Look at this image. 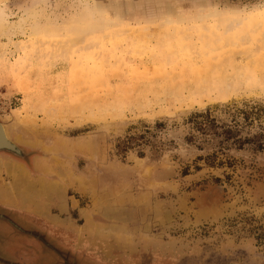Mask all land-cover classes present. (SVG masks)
I'll use <instances>...</instances> for the list:
<instances>
[{
  "label": "rangeland",
  "instance_id": "rangeland-1",
  "mask_svg": "<svg viewBox=\"0 0 264 264\" xmlns=\"http://www.w3.org/2000/svg\"><path fill=\"white\" fill-rule=\"evenodd\" d=\"M0 15V120L70 194L34 205L132 250L126 264H263L264 0H0ZM219 187L222 213L193 219L189 197ZM0 214V264H95L76 233Z\"/></svg>",
  "mask_w": 264,
  "mask_h": 264
},
{
  "label": "flooded vegetation",
  "instance_id": "flooded-vegetation-1",
  "mask_svg": "<svg viewBox=\"0 0 264 264\" xmlns=\"http://www.w3.org/2000/svg\"><path fill=\"white\" fill-rule=\"evenodd\" d=\"M0 124L3 126V128L6 131L7 141L13 147L12 149L0 150V165L3 166L4 164H8L11 167V177H9L5 173V171L1 172L0 174V177H1L0 178V198H1L0 210L7 211L13 214H17L18 216L25 217L27 219H30L31 221L36 222L37 224L40 223L39 224L40 227H45L47 229H53L55 231H58L59 233L66 232L71 235L73 233H76L74 235H76V241L78 243H80L82 239L90 242L88 243V246H87L88 250L86 251H82L80 247H78L77 249L74 248L72 250L73 254L80 255L79 257L83 261L94 262L95 264H118V262L126 264L125 262L133 258L132 256L133 251L130 250L129 248H128L129 250L123 255V253H120V252L116 253V252H112L113 250L110 251L111 247L108 244L103 243L102 244L103 246L101 247L103 248L102 249L103 251H102L99 246L100 244L91 243V241L96 242L94 238L90 237L89 235L87 236V234L83 235L79 233L78 231L73 232L74 230L72 228H69L66 225L56 221L55 217L58 216L57 212H53V213L51 212V214L47 216H39V215L34 214V213H39V212H37L38 210L33 211L32 208L37 205H34L31 202V199H34L37 201L38 199L43 197L42 196L43 194H50L51 192L55 191L54 195L55 194L60 195L59 197L57 196L58 198H60L58 199L60 202V200L61 199L63 200L64 197H67V198L70 197L68 184L65 182L63 178L50 177L49 175H51L50 174L51 172L48 171L49 165H47L49 161L42 162L38 160V158H40L41 156L40 155L35 156L36 151H34L32 148H27L26 146H23L17 143L18 134L16 133V131H14L12 127L6 126L4 123H2L1 120H0ZM212 136L215 138L216 137L219 138L217 134H212ZM259 137L263 138L264 134L260 133ZM228 140L229 139H226V141ZM256 146L262 147L260 144H256ZM68 167L70 166L69 165L65 166V168H68ZM15 174L21 175L22 180L17 181L15 179V177H17L15 176ZM257 178H260V176H258ZM7 186H9V190L13 188L12 191H14V193H12V191H9L8 195H7V192L4 193V190L8 191V189H6ZM17 186H18V192L16 191ZM34 187H38L41 190H37L38 188L35 189ZM33 189H35L38 192L34 194H30ZM217 189L220 190V193L207 192V193L197 194L196 196H193V197L192 196L189 197L188 199L189 202L186 206L188 208L187 210H189L190 212L196 213L198 209V213H200V215H194V213H190V216L193 219L197 218V219L203 220V223H207V222H210L211 220L213 221V218H215L219 213H222L225 206H227L230 202V198L228 196L230 194L227 192V188L219 187ZM27 190H30V193ZM19 192L21 193L27 192V193H26V196L24 195L22 196V195H19L21 194ZM64 192L65 193L67 192V193L64 195ZM14 200H16V202H14ZM20 200L22 202H20ZM196 201H198V203H195ZM6 224L7 223L5 222V220L2 218V215L0 214V231H2V229L6 230L10 227L9 225H6ZM92 226L95 227L94 224H92ZM63 243L64 242H62V244ZM124 248L125 247H122L119 249H124ZM218 248L222 249L221 250L222 252L232 249L229 246H220ZM239 248L240 246L233 247V249L235 250V253L233 255H231V252L230 254H228L229 261L231 259H237L239 261L242 260L244 262L249 261L250 256L240 255L238 252H236L237 249ZM97 250H99L100 252H97ZM34 251H37V250L33 248H30L29 250V252H32V254H34L33 253ZM149 253H151V256L153 257L152 261L155 260V262H152V263H156L157 259L160 260L164 258L163 255H165V253L163 254L161 251L157 253L155 252V250ZM101 254H103V256H101ZM168 256L172 259H177L173 257L172 252H170ZM178 256L182 257L181 254H179ZM158 263H161V262L157 261V264ZM232 263H234V261Z\"/></svg>",
  "mask_w": 264,
  "mask_h": 264
},
{
  "label": "crops",
  "instance_id": "crops-1",
  "mask_svg": "<svg viewBox=\"0 0 264 264\" xmlns=\"http://www.w3.org/2000/svg\"><path fill=\"white\" fill-rule=\"evenodd\" d=\"M8 164H4L3 166H1L0 165V174H1V172H4L5 171V173L9 176V177H11V167H10V165H8ZM15 176H17V177H15V179L17 180V181H20V180H22V178H21V175H16L15 174ZM1 178V177H0ZM13 179H14V177H13ZM19 179V180H18ZM21 188V187H20ZM6 189H8V191H12L13 190V188L11 189V190H9V186H7V188ZM16 191L18 192V186L16 187ZM0 200H1V198H0ZM34 206V205H33ZM33 211H37V212H39V213H34V214H36V215H39V216H47V215H49V213H47V212H43L42 211V209H40L39 207H37V206H34L33 208ZM36 209V210H35Z\"/></svg>",
  "mask_w": 264,
  "mask_h": 264
},
{
  "label": "water",
  "instance_id": "water-1",
  "mask_svg": "<svg viewBox=\"0 0 264 264\" xmlns=\"http://www.w3.org/2000/svg\"><path fill=\"white\" fill-rule=\"evenodd\" d=\"M13 147L11 144L7 141L6 138V131L3 128V126L0 124V150L2 149H12Z\"/></svg>",
  "mask_w": 264,
  "mask_h": 264
},
{
  "label": "bare ground",
  "instance_id": "bare-ground-1",
  "mask_svg": "<svg viewBox=\"0 0 264 264\" xmlns=\"http://www.w3.org/2000/svg\"><path fill=\"white\" fill-rule=\"evenodd\" d=\"M3 19H1V15H0V32L1 31H5L6 27L4 26L5 24L2 22ZM4 28V29H3Z\"/></svg>",
  "mask_w": 264,
  "mask_h": 264
}]
</instances>
